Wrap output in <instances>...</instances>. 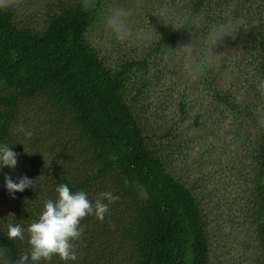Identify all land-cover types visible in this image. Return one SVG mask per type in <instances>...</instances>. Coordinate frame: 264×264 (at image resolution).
I'll return each mask as SVG.
<instances>
[{
	"label": "trees",
	"instance_id": "16d2710c",
	"mask_svg": "<svg viewBox=\"0 0 264 264\" xmlns=\"http://www.w3.org/2000/svg\"><path fill=\"white\" fill-rule=\"evenodd\" d=\"M106 1L85 11L82 0H50L41 18L21 13L19 0L0 9V145L18 154L14 169L0 166L7 264L30 256L27 229L60 184L93 202L105 191L120 199L103 201V221H81L76 260L38 264H264V123L256 114L264 108V0H158L164 17L151 20L160 39L142 57L120 53L116 65L88 40ZM229 23L241 53L211 64L231 37L216 46L204 38ZM190 43L195 65H205L196 70L199 97L180 93L175 106L180 122L194 114L205 132L182 138L178 123L158 116L172 98L156 97L164 74L151 56ZM5 175L33 185L10 194ZM234 218L238 227L226 229ZM9 224L24 228L23 240L8 238Z\"/></svg>",
	"mask_w": 264,
	"mask_h": 264
},
{
	"label": "rangeland",
	"instance_id": "374dc122",
	"mask_svg": "<svg viewBox=\"0 0 264 264\" xmlns=\"http://www.w3.org/2000/svg\"><path fill=\"white\" fill-rule=\"evenodd\" d=\"M36 1L38 0H35V2ZM48 1L50 0H41L36 5L33 4L34 0H19L18 10L21 13H25V11L32 12V14H36L41 18L44 6ZM164 5L165 3L158 4V0H107L104 5V10L100 13L97 21L89 30L88 40L98 49L101 55L111 62L112 65H116V63L123 58H119L120 53L121 55L125 54L134 58L142 57L144 51L160 39L157 25L152 22L151 18H158V14L159 16L164 17L166 11ZM115 8H124L131 12L127 21L130 31L129 35L125 38H117L116 34L107 27V18ZM230 37L231 40L228 44L227 50L218 56L210 58L211 64L217 65V63L225 57H229L228 63H232L237 58V55L241 53L240 49L234 46L235 36L230 35ZM183 46H181V44H174L172 49H170L171 47L166 46L164 48V54L159 53L151 56V66L157 67V71L164 74L160 75L161 77L164 76L162 87L155 89L157 94L156 97L162 96L165 99L169 97L172 98L171 103H169L168 100L164 107H158L161 112L158 116H163V122H166L170 126L174 123H178L177 128L180 130L181 134H179V136L182 138L183 135L185 137H195V135H200L204 131L194 126V114L189 115L180 122V114L175 106L177 105V102H179L182 94L188 97L189 100L192 99L194 103H197V98L199 97V92L197 91L199 74L195 69L194 62L196 61V57L193 53L188 54L179 49ZM212 68H215V66L212 65ZM153 72H155L154 69L152 70V73ZM148 101L151 106H154L157 102L156 98L152 95H148ZM152 112L153 110H149V115L153 117L151 118L152 121H154L157 113L153 112L152 114ZM160 121L161 120L158 122ZM207 140H209L208 137ZM232 151L234 150L232 149ZM192 156L197 157L198 154L194 153ZM232 221L235 222V225L229 223L225 227L226 229L229 227L231 229L238 227V220L234 218ZM219 246H222V244H216L214 247L217 249ZM227 247H230L228 249H232L233 247H237V243L235 242V244H232L229 242ZM235 252L237 253V251ZM237 254H234V257H237ZM221 257L222 260L226 258L225 255H221Z\"/></svg>",
	"mask_w": 264,
	"mask_h": 264
},
{
	"label": "clouds",
	"instance_id": "9594fccd",
	"mask_svg": "<svg viewBox=\"0 0 264 264\" xmlns=\"http://www.w3.org/2000/svg\"><path fill=\"white\" fill-rule=\"evenodd\" d=\"M17 0H0V9H6L14 5ZM98 0H82V9L92 11L97 8ZM131 15L129 10L124 8H115L107 18V27L111 29L117 38H125L129 35L128 17ZM232 25L218 24L204 38L206 43L216 46L222 43L224 38L230 36ZM196 45L194 43L186 44L179 48L184 52L191 54ZM204 61L201 60L195 65L197 71L202 72ZM258 90L264 95V82L258 85ZM256 114L261 123H264V108L258 107ZM30 137L31 133H27ZM18 154L14 152L7 144L0 145V166H7L14 169L18 163ZM33 185V180L27 176H21L17 181L5 175V186L10 194L23 192ZM58 198L56 201L48 200L44 204V210L39 216L38 221L29 225L28 243L31 246L30 256L28 253L22 255L15 264H38L40 261H50L53 256H59L63 261L76 260L73 241L82 237L84 229L81 227V221L89 216L95 215L103 221L109 213V206L104 203L116 202L120 198L113 195L111 191H105L98 194L93 202L83 191L75 193L67 184H60L56 188ZM9 239H24V228L19 224H9L7 229ZM0 259L7 264V250L0 249Z\"/></svg>",
	"mask_w": 264,
	"mask_h": 264
}]
</instances>
